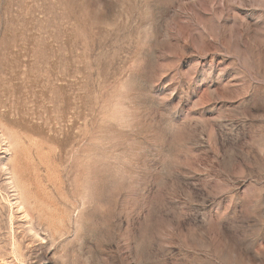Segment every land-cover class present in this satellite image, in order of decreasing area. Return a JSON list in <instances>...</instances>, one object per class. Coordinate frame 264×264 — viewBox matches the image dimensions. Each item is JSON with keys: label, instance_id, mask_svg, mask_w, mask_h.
Listing matches in <instances>:
<instances>
[{"label": "rangeland", "instance_id": "obj_1", "mask_svg": "<svg viewBox=\"0 0 264 264\" xmlns=\"http://www.w3.org/2000/svg\"><path fill=\"white\" fill-rule=\"evenodd\" d=\"M0 193V264H264V0H0Z\"/></svg>", "mask_w": 264, "mask_h": 264}, {"label": "bare ground", "instance_id": "obj_2", "mask_svg": "<svg viewBox=\"0 0 264 264\" xmlns=\"http://www.w3.org/2000/svg\"><path fill=\"white\" fill-rule=\"evenodd\" d=\"M4 168L6 169L8 175H9L8 176V184L14 189V191L18 190V186H17L16 181H15L16 176H15V168H14V166L13 165H8L7 167L5 166Z\"/></svg>", "mask_w": 264, "mask_h": 264}]
</instances>
